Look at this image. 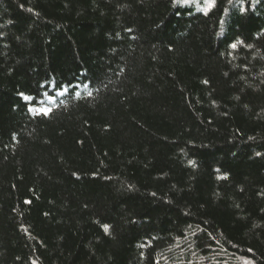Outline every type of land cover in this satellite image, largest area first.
Masks as SVG:
<instances>
[{
  "label": "trees",
  "instance_id": "trees-1",
  "mask_svg": "<svg viewBox=\"0 0 264 264\" xmlns=\"http://www.w3.org/2000/svg\"><path fill=\"white\" fill-rule=\"evenodd\" d=\"M0 264H264V0H0Z\"/></svg>",
  "mask_w": 264,
  "mask_h": 264
},
{
  "label": "snow or ice",
  "instance_id": "snow-or-ice-1",
  "mask_svg": "<svg viewBox=\"0 0 264 264\" xmlns=\"http://www.w3.org/2000/svg\"><path fill=\"white\" fill-rule=\"evenodd\" d=\"M232 47L235 48L236 47V44H233ZM25 99L27 100V99H31V98L30 97H25ZM40 111L43 114L47 115L51 111V109L50 108H48V109L42 108V109H40ZM105 230H107V226H105Z\"/></svg>",
  "mask_w": 264,
  "mask_h": 264
}]
</instances>
